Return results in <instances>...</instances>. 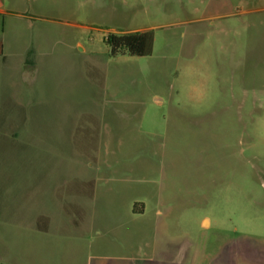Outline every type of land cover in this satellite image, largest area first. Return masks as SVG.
Here are the masks:
<instances>
[{
	"label": "rangeland",
	"instance_id": "rangeland-1",
	"mask_svg": "<svg viewBox=\"0 0 264 264\" xmlns=\"http://www.w3.org/2000/svg\"><path fill=\"white\" fill-rule=\"evenodd\" d=\"M0 264H264V0H0Z\"/></svg>",
	"mask_w": 264,
	"mask_h": 264
},
{
	"label": "trees",
	"instance_id": "trees-1",
	"mask_svg": "<svg viewBox=\"0 0 264 264\" xmlns=\"http://www.w3.org/2000/svg\"><path fill=\"white\" fill-rule=\"evenodd\" d=\"M105 42L109 47L111 56L118 53L145 56L152 52L154 33L150 29L122 34L108 33Z\"/></svg>",
	"mask_w": 264,
	"mask_h": 264
}]
</instances>
